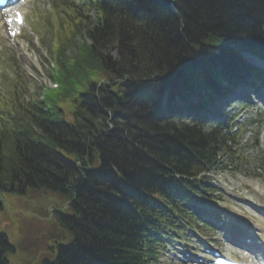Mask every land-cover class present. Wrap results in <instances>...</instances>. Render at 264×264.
<instances>
[{
	"label": "trees",
	"instance_id": "obj_1",
	"mask_svg": "<svg viewBox=\"0 0 264 264\" xmlns=\"http://www.w3.org/2000/svg\"><path fill=\"white\" fill-rule=\"evenodd\" d=\"M83 1L59 0L50 21L59 88L2 102L0 197L12 216L35 203L42 224L63 217L67 255L54 264H145V238L238 148L222 128L161 117L165 78L212 100L209 78L258 75L243 51L264 59V0Z\"/></svg>",
	"mask_w": 264,
	"mask_h": 264
},
{
	"label": "rangeland",
	"instance_id": "obj_2",
	"mask_svg": "<svg viewBox=\"0 0 264 264\" xmlns=\"http://www.w3.org/2000/svg\"><path fill=\"white\" fill-rule=\"evenodd\" d=\"M51 4V0H29L24 5L29 22L35 18L33 10L37 9L41 13L48 14ZM35 22V26L38 25L39 19H35ZM0 25H3L0 29V95L6 99L15 92L18 95L31 97L35 86L51 85L48 72L51 61H55V57L53 50L49 53L50 34L47 33L42 39L38 31L34 32V35L24 32L22 36L13 39L1 19ZM245 57L250 64L252 60H256L248 54ZM257 62L262 64L260 61ZM16 76L22 83L16 82ZM237 106L234 105V107ZM242 107L240 105L239 108ZM243 113L239 122L245 123L246 132L245 135L238 137L241 143L240 150L238 153L233 150V164L225 165L224 171L215 172L212 175V180L219 192L212 193L214 196L212 199L215 200L211 203L219 207L226 215L232 216L234 211L242 209L246 216H253L260 225L258 233L264 237L262 212L264 211V113H257V108L254 107ZM248 118L250 121L246 123ZM243 223H239V226ZM0 228L13 236V223L6 217L0 216ZM13 237L16 238V236ZM214 239L225 253L238 258L246 257L245 251L224 242L221 235L219 238L215 236Z\"/></svg>",
	"mask_w": 264,
	"mask_h": 264
}]
</instances>
